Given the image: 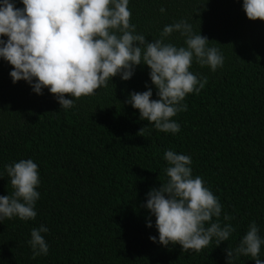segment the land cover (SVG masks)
Here are the masks:
<instances>
[{"label":"trees","instance_id":"16d2710c","mask_svg":"<svg viewBox=\"0 0 264 264\" xmlns=\"http://www.w3.org/2000/svg\"><path fill=\"white\" fill-rule=\"evenodd\" d=\"M128 8L136 33L149 42L166 25L187 21L220 50L223 66L213 72L193 61L189 71L207 83L186 95L187 111L171 118L180 131L172 134L126 103L148 88L158 99L147 65L64 109L47 88L39 95L24 80L13 83V66L0 57V196L13 192L6 165L32 159L40 179L35 219L0 220V264H228L227 248L238 246L252 222L264 240V21L249 20L243 0H129ZM184 39L174 32L165 42L179 47ZM166 150L191 157L192 177H202L219 199V221L236 229L228 241L216 246L213 239L198 253L159 243L145 205L168 179ZM225 214L233 219L224 221ZM41 225L49 250L33 259L28 241ZM231 264L255 261L240 256Z\"/></svg>","mask_w":264,"mask_h":264},{"label":"clouds","instance_id":"9594fccd","mask_svg":"<svg viewBox=\"0 0 264 264\" xmlns=\"http://www.w3.org/2000/svg\"><path fill=\"white\" fill-rule=\"evenodd\" d=\"M17 8L10 0H0V57L13 70V83L28 82L36 94L47 88L61 108L70 109L81 96H91L109 79L120 75L129 80L137 65H147L150 79L158 90V99H151L152 89L132 92L126 103L138 109L141 120L154 124L164 133H178L180 125L171 118L187 111L183 104L187 94H199L207 79H198L189 71L195 60L201 67L215 72L224 63L216 47H208V39L193 32L185 20L166 25L160 38L146 40L130 23L129 0H21ZM243 10L249 20L264 21V0H243ZM165 12L164 8L160 9ZM174 32L184 37V46L166 43ZM35 80V83L33 81ZM71 96L73 99H67ZM143 128L138 135L143 136ZM164 159L167 181L148 194L146 208L156 217L159 243L182 246L183 252H200L213 239L216 246L228 241L235 228L219 221V199L204 186L202 177H192L191 157L166 150ZM13 188L11 195L0 196V220L18 217L34 220V210L40 193L38 165L32 159L6 165ZM213 218H217L215 221ZM224 221L233 219L225 214ZM152 227L151 223L147 225ZM41 225L31 230L28 241L35 259L47 255L49 246ZM255 222L249 225L237 247L227 248L228 264L240 256H250L255 264L264 240L258 235ZM157 241V237L150 236Z\"/></svg>","mask_w":264,"mask_h":264}]
</instances>
